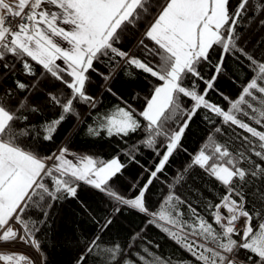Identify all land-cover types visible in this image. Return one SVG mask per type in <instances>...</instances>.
Returning a JSON list of instances; mask_svg holds the SVG:
<instances>
[{
	"label": "snow or ice",
	"instance_id": "snow-or-ice-1",
	"mask_svg": "<svg viewBox=\"0 0 264 264\" xmlns=\"http://www.w3.org/2000/svg\"><path fill=\"white\" fill-rule=\"evenodd\" d=\"M56 247L264 264V0H0V264Z\"/></svg>",
	"mask_w": 264,
	"mask_h": 264
},
{
	"label": "trees",
	"instance_id": "trees-1",
	"mask_svg": "<svg viewBox=\"0 0 264 264\" xmlns=\"http://www.w3.org/2000/svg\"><path fill=\"white\" fill-rule=\"evenodd\" d=\"M167 248V246H166ZM50 261L52 264H66L68 256L60 247H56L55 251L50 250Z\"/></svg>",
	"mask_w": 264,
	"mask_h": 264
}]
</instances>
